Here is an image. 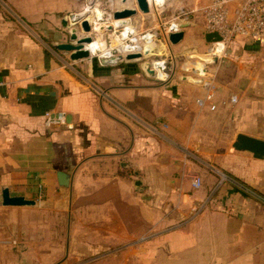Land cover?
Instances as JSON below:
<instances>
[{"label": "crops", "instance_id": "crops-1", "mask_svg": "<svg viewBox=\"0 0 264 264\" xmlns=\"http://www.w3.org/2000/svg\"><path fill=\"white\" fill-rule=\"evenodd\" d=\"M207 1L160 2L162 19L189 15L168 49L173 72L151 84L136 61L73 62L54 49L68 41L62 19L86 0H0V264H89L144 240L188 264H264V161L231 148L237 134L264 141V40H236L209 67L207 99L184 79L188 58L207 48ZM94 7L113 14L135 2ZM151 16L137 11L128 27L141 31ZM59 112L65 124L46 127L45 114ZM4 189L34 205L3 206Z\"/></svg>", "mask_w": 264, "mask_h": 264}, {"label": "built area", "instance_id": "built-area-1", "mask_svg": "<svg viewBox=\"0 0 264 264\" xmlns=\"http://www.w3.org/2000/svg\"><path fill=\"white\" fill-rule=\"evenodd\" d=\"M162 4L157 6L159 14ZM91 12L94 10L90 8ZM204 18V34L216 32L221 41L214 43H207V48L203 54L204 58L198 62V67H192L187 78L190 82L200 85L206 91L207 99L211 98V74L210 66L219 65L226 57L230 46L239 39H246L252 42L260 43L264 40V0H208L205 6L201 9ZM189 13L185 10H179L176 14L168 19H161L160 33L161 40L167 42L168 36L181 30L182 23L187 19ZM101 19H96L91 22V30L93 26L98 24L100 27ZM149 29L135 30L129 27L123 28L121 32H116L115 39L120 40L119 45L109 48L105 52L100 51L96 55L98 64L102 65L103 57L117 58V62L109 63L108 66L116 65L118 57L124 58L129 54L140 53L144 55L146 50L149 55L143 56L141 60L156 57L157 60L151 61L150 68L154 72V79L164 83L169 78L167 62L165 59L159 57L155 52L156 36L159 35ZM164 38V39H163ZM94 56V55H92ZM192 57H190L191 59ZM205 59H214L212 63L205 62ZM124 61V60H123ZM187 72L188 70L185 69ZM235 102V98L231 99ZM199 106H202L201 100L197 101ZM44 124L46 127L59 126L65 124V113L59 112L56 115L49 113L44 116ZM201 184L200 179L196 178L193 186L198 188Z\"/></svg>", "mask_w": 264, "mask_h": 264}, {"label": "water", "instance_id": "water-1", "mask_svg": "<svg viewBox=\"0 0 264 264\" xmlns=\"http://www.w3.org/2000/svg\"><path fill=\"white\" fill-rule=\"evenodd\" d=\"M98 0H86L87 7H93ZM128 0H121L122 4H126ZM136 8H124L122 10L115 11L112 14L113 21L117 22L115 27L105 26L102 27L103 31H112L118 30L122 28H126L129 26V21L133 16L136 15L137 11L142 14H148L150 12L149 4L147 0H134ZM85 12V11H83ZM81 13V12H80ZM79 14V13H78ZM61 25L68 29V41L65 43H57L54 45V49L60 51L64 54L69 55V59L73 62L91 59V54L87 50V46L92 43V30L91 24L87 19L82 17H77L73 15L71 18L62 19ZM185 28V25H181V29ZM183 38V31L180 30L175 33H171L168 36V41L172 45H177L181 42ZM204 39L206 43H214L221 41V37L216 33H205ZM144 55L137 54H129L124 58L118 57V61H140ZM214 59H205V62L212 63ZM102 65L108 66V62H102ZM141 71L147 75L148 77H154V72L150 68L149 62H143L140 65ZM231 148L237 152H247L252 155L254 159L264 161V141L249 137L244 134H237L234 141L232 142ZM62 173H58L59 179L63 178ZM136 190L141 192V182L136 181L134 183ZM1 203L5 207L9 206H32L34 205L33 201L26 200L21 196H11L7 189H4L1 194Z\"/></svg>", "mask_w": 264, "mask_h": 264}, {"label": "rangeland", "instance_id": "rangeland-1", "mask_svg": "<svg viewBox=\"0 0 264 264\" xmlns=\"http://www.w3.org/2000/svg\"><path fill=\"white\" fill-rule=\"evenodd\" d=\"M108 5H109V3L108 4L106 3V7ZM93 8L95 9L96 7L93 6ZM135 8H136V6H135ZM85 9H86V7H83V9H81L80 12H83ZM96 9L101 13L100 29L102 27H105V26L114 27V25L112 24L113 19H112L111 10L105 9V8H103L104 10H100L98 7ZM149 13L152 15L150 18V21H149L150 24L144 26V28L141 30L149 29L152 32L159 34V35L156 34L157 35L156 41H155L156 45L154 47L155 52L157 55H161L159 57L166 60L168 72L170 70H172V72H173V70H174L173 68H174L175 63H172L173 62L171 60L172 58H170L169 53H168V51H169L168 49L170 48L171 44L169 43L168 39H167V42L160 41L162 38L161 37L162 34L160 33L161 32L160 31V29H161L160 22H161L162 17L158 12L157 7H154V9H150ZM64 18H66V17H64ZM94 19H95V14H93L90 21L92 22V21H94ZM122 29L112 30V31H103L100 33H99V31L92 32L93 40L96 41L95 43L97 46H96V49L94 47H91V49L93 50L92 51L93 54H91V58L94 59V61L96 63H98V60L100 61V59L96 56L99 54L100 51L105 52L106 50H109V48L119 45L120 40L115 39V35H116V32H121ZM111 34H113V35H111ZM97 42L100 44V47H99ZM171 54H172V52H171ZM203 54L204 53H202L201 55H196L194 52L192 53L193 57L191 59L188 58L189 60L187 61V65L185 66V69L188 70L187 72L186 71L184 72L185 74H187V75L192 74V73H190L192 67L193 66L194 67L199 66L198 62L200 59L204 58ZM92 55H94V56H92ZM155 60H157V58L153 57V58H148V59H144V60H140V61H136V62L138 63V65L140 67V65L143 62H151V61H155ZM183 61H184L183 59L177 58L176 59V65L177 66L181 65V62H183ZM120 63H118V64H120ZM189 80H190V78H189ZM157 82H160V81L156 80V82H155V80H151V84L157 83ZM139 104H141V103L139 102ZM144 116H146V115H144ZM139 118H142V116L141 117L139 116ZM135 119L138 120L137 118H135ZM6 220H7V222H6L4 231L6 233L7 242L8 243L11 242L10 244L12 245V243H14V241H15L14 238L16 235V229L11 224H9L10 223L9 221H13L14 216L9 215L6 217ZM22 230L24 231L23 233H26L28 231V227L25 226ZM39 233L41 234V232H39ZM37 242H43V239H39ZM151 243H153V242L148 243L145 240L141 241V242L140 241H134L135 245L138 244L137 248L134 245V247L131 249L129 247H132V245H128V247H126L124 249H119V251H117L116 254L109 255V256L97 257L96 259H92L88 262H90L89 264H93V262H94L93 260H95V262H97L95 264H188L189 263V255L182 254L181 256H178V257H175L172 254L171 255L167 254L168 256L160 255L159 252H161L162 248L159 249L158 247L154 246ZM148 245H150V247ZM148 253H149V255H148ZM205 258H206L205 256H201V257L196 256L195 260L197 263H200V260L205 259ZM88 262L86 261V263H88Z\"/></svg>", "mask_w": 264, "mask_h": 264}, {"label": "bare ground", "instance_id": "bare-ground-1", "mask_svg": "<svg viewBox=\"0 0 264 264\" xmlns=\"http://www.w3.org/2000/svg\"><path fill=\"white\" fill-rule=\"evenodd\" d=\"M148 1V4L150 5V7H154V6H156V5H161L162 3H160L162 0H147ZM85 12H81V13H79V14H77V17H82V18H85V19H87L88 20V22H90L91 23V17L93 16V13H95V19H94V21L96 20V19H100L101 18V13L99 12V11H95V10H93L92 12H91V10H90V7H86V9L84 10ZM93 20V19H92ZM94 21H92V22H94ZM115 22V21H114ZM116 24H117V22H115V26H116ZM94 28H93V31L94 32H97V31H101L102 30V28L100 29V27L98 28V24H96L95 26H93ZM99 29V30H98ZM93 42H95L94 40L92 41V43ZM91 43V44H92ZM91 44H89L88 46H87V50H88V47L91 45ZM91 47H93L92 45H91ZM91 47H89V49L91 50V51H93L92 49H91ZM89 51V50H88ZM147 51H151V50H146L145 51V53H143L144 54V56H147V55H149V53L147 52ZM117 58H109V57H103V61H105V62H110V63H115V62H117V60H116Z\"/></svg>", "mask_w": 264, "mask_h": 264}]
</instances>
